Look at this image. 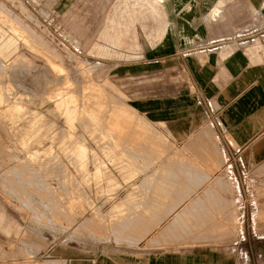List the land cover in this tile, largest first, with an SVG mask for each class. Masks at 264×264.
Returning a JSON list of instances; mask_svg holds the SVG:
<instances>
[{
    "label": "rangeland",
    "instance_id": "1",
    "mask_svg": "<svg viewBox=\"0 0 264 264\" xmlns=\"http://www.w3.org/2000/svg\"><path fill=\"white\" fill-rule=\"evenodd\" d=\"M118 1L0 0V264L131 260L132 247L164 238L163 224H177L194 200L198 183L182 179L234 174L211 165L229 151L196 122L180 136L134 118L132 81L123 78L149 40L139 22L131 33L128 22L104 21L117 17ZM68 19L79 45L59 26ZM86 39L93 43L83 49ZM102 40L112 53L94 46ZM239 195L238 238L249 217Z\"/></svg>",
    "mask_w": 264,
    "mask_h": 264
},
{
    "label": "crops",
    "instance_id": "2",
    "mask_svg": "<svg viewBox=\"0 0 264 264\" xmlns=\"http://www.w3.org/2000/svg\"><path fill=\"white\" fill-rule=\"evenodd\" d=\"M119 1L117 17L107 14L104 21L128 22L131 33V24L135 30L139 22L149 40L143 60L123 78L132 81L128 97L134 118L146 119L149 127L166 123L169 133L180 136L196 122L220 150L229 151L211 165L234 167V174L200 170L203 174L182 179L197 182V194L179 209L177 224H163L166 236L150 235L143 252V243L132 247L131 260L110 253L98 264H264V0H225L220 13L211 9L216 0ZM72 23L59 26L67 32ZM65 34L80 44L77 36ZM111 42L121 46L114 36ZM92 43L86 39L81 48ZM94 46L113 52L106 40ZM238 189L245 198L240 213L249 216L239 238Z\"/></svg>",
    "mask_w": 264,
    "mask_h": 264
},
{
    "label": "bare ground",
    "instance_id": "3",
    "mask_svg": "<svg viewBox=\"0 0 264 264\" xmlns=\"http://www.w3.org/2000/svg\"><path fill=\"white\" fill-rule=\"evenodd\" d=\"M224 1L225 0H216V4L211 8L212 9V12L213 11H215V10H217L218 11V13H220V8H221V6H222V4L224 3ZM231 3V2H230ZM263 6V5H262ZM223 7V6H222ZM264 8V7H263ZM263 8H261V9H263ZM211 11V10H210ZM216 11V12H217ZM217 13V14H218ZM261 16V15H260ZM209 17V16H208ZM72 108V107H71ZM158 174V173H157ZM52 202V201H51ZM50 204V203H49Z\"/></svg>",
    "mask_w": 264,
    "mask_h": 264
}]
</instances>
